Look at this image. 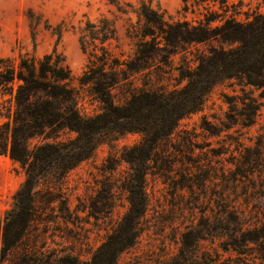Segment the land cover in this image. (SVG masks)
<instances>
[{
	"label": "rangeland",
	"instance_id": "rangeland-1",
	"mask_svg": "<svg viewBox=\"0 0 264 264\" xmlns=\"http://www.w3.org/2000/svg\"><path fill=\"white\" fill-rule=\"evenodd\" d=\"M139 1L0 0V57L18 62L19 55L39 58L55 48L80 76L96 65L101 45L83 49L80 29L87 19L107 17L115 19L117 39L104 45L112 57L136 63L135 41L125 35L136 15L117 5L130 10L126 3L135 8ZM151 2L172 21L201 22L207 32L176 48L161 41L149 63L112 89L117 106L143 92L164 96L161 116L139 123L117 117L119 127L91 134L89 155L65 172L56 173L49 153L75 151L76 132L14 119L5 100L10 89L0 86V137L9 122L13 152L25 154L22 164L0 154V219L30 168L38 209L18 251L0 264L22 257L26 264H264V41L241 71L217 59H232L241 40L259 31L264 0ZM85 99L80 103L90 109ZM175 113L182 115L170 122ZM47 200L53 202L42 213ZM128 233V244L110 258L109 237Z\"/></svg>",
	"mask_w": 264,
	"mask_h": 264
},
{
	"label": "trees",
	"instance_id": "trees-1",
	"mask_svg": "<svg viewBox=\"0 0 264 264\" xmlns=\"http://www.w3.org/2000/svg\"><path fill=\"white\" fill-rule=\"evenodd\" d=\"M138 4V7L134 8L127 2L126 6L130 10L117 5L119 13L134 12L136 15V20L129 21L125 27L126 37L135 41L134 55L138 58L136 63L130 60L124 62L112 57L109 49L104 45V42L110 39H117L115 19L107 17H100L98 24L87 19L80 29L79 42L83 49L95 40L101 44L100 53L93 54L96 65L88 66L80 76L72 73L64 56L55 48L39 58L26 54L19 55L18 62L10 57H0V86L10 89L9 98L5 100L10 103V108L15 107L14 119L24 120L27 116L35 127L68 128L77 134L79 143L76 144L75 151L61 154L54 148L49 153V157L56 165L58 175L89 155L93 148L91 134L100 132L107 136L116 130L119 127L117 117H126L139 123V121L155 118L156 115L161 116L163 103L168 102L164 96L158 97L143 92L125 98L121 106H117L112 89L124 83L128 72L142 69V61L149 63L157 50L161 48V41L165 47L176 48L180 41H194L207 32L201 22L194 24L187 21H172L166 10L158 4H152L151 0L148 2L140 0ZM253 35L251 38L244 37L241 40L242 47L232 59L228 60L221 56H217V59L225 65L234 63V67L241 71L240 69L246 66L244 60L253 58L261 51L260 46L264 41V23ZM254 41L256 45L252 47L251 44ZM117 66L121 67L119 72L115 70ZM106 67L108 70H105ZM199 67L202 73L208 69L205 65ZM16 80H22V82L14 84ZM84 91L88 97L86 99ZM84 99L92 105L90 109L83 105L84 101L80 103V100ZM181 115L175 113L173 117L172 114L169 117L170 122ZM6 129L5 134L0 137V154L8 153L13 160L22 164L25 161V154H14L10 144L9 133L13 132L11 137L13 138L16 130L13 131L10 128L9 122ZM134 129L142 131L139 126H134ZM43 155L41 157L46 158L45 151ZM142 155H145V152ZM68 158L72 161L68 162ZM33 174L32 168L27 170L24 180L13 196L12 207L0 219V262L6 258L8 251H18L33 219L32 216L38 212L33 203ZM52 202L53 200H47L45 204L39 206L41 212L50 208ZM129 237L130 233L109 237V241L104 245L108 256L113 258L119 250L123 249L128 244L125 239ZM64 260L63 258L61 262ZM66 260L64 264H79L70 259ZM18 264H26V258H20ZM42 264L48 263L43 261ZM92 264H99V262L94 259Z\"/></svg>",
	"mask_w": 264,
	"mask_h": 264
}]
</instances>
